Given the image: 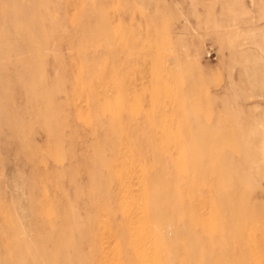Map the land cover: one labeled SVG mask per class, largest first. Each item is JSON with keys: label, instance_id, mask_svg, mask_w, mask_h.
Segmentation results:
<instances>
[{"label": "rangeland", "instance_id": "374dc122", "mask_svg": "<svg viewBox=\"0 0 264 264\" xmlns=\"http://www.w3.org/2000/svg\"><path fill=\"white\" fill-rule=\"evenodd\" d=\"M0 264H264V0H0Z\"/></svg>", "mask_w": 264, "mask_h": 264}]
</instances>
